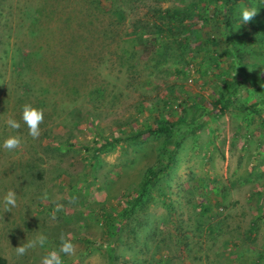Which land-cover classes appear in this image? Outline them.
I'll return each mask as SVG.
<instances>
[{"label": "rangeland", "instance_id": "rangeland-1", "mask_svg": "<svg viewBox=\"0 0 264 264\" xmlns=\"http://www.w3.org/2000/svg\"><path fill=\"white\" fill-rule=\"evenodd\" d=\"M168 10L183 21L158 34ZM227 21L210 0H0V143L22 141L0 148L6 264H41L61 235L64 264H264V0H230ZM25 104L44 111L35 139Z\"/></svg>", "mask_w": 264, "mask_h": 264}, {"label": "clouds", "instance_id": "clouds-1", "mask_svg": "<svg viewBox=\"0 0 264 264\" xmlns=\"http://www.w3.org/2000/svg\"><path fill=\"white\" fill-rule=\"evenodd\" d=\"M258 9L256 7L244 6L239 9V21L240 25L247 24L256 15ZM44 119V111L41 108L34 107L30 104L22 106L21 120L27 126L28 135L33 139L40 136L41 129L40 124ZM6 125L11 129H19L21 127V121L13 117H9L5 121ZM21 137L19 135H10L6 137L0 148L12 151L18 148L21 144ZM17 192L13 189H9L3 197L4 212L10 211L17 207ZM61 244L59 249H52L47 251L46 255L41 258V264H64L63 256H71L75 251V245L69 239H66L63 235L60 237ZM48 243V236L41 233L33 240H26L20 246L16 247V252L23 255L28 249L35 248L37 246L45 248Z\"/></svg>", "mask_w": 264, "mask_h": 264}, {"label": "trees", "instance_id": "trees-1", "mask_svg": "<svg viewBox=\"0 0 264 264\" xmlns=\"http://www.w3.org/2000/svg\"><path fill=\"white\" fill-rule=\"evenodd\" d=\"M211 2L215 3L216 5L219 6V9L221 11V16L223 18V22L224 25L227 27L228 26V4L230 2V0H210ZM196 6V4H195ZM161 17L166 20L167 22V26L158 29L157 33L161 34L162 32H171L173 29V26L175 24H179L183 21L182 18V14L180 11L174 10H168L166 12L163 13V15H161ZM217 103H220V101H217ZM224 106V105H223ZM170 131V129L168 127H162V126H155V127H148L145 129L140 130L139 132H137L136 134H134V137H140L144 134H168ZM114 141V140H113ZM112 140H106L104 142V144H102L97 150L95 149L94 151L100 152L103 149H106L109 145H111L113 143ZM93 151V152H94ZM156 172H150L147 174L145 180L142 182L141 186H140V193L139 195L143 196V193H145L147 186L153 181V179L155 178ZM0 264H6V260L5 258H3L2 256H0Z\"/></svg>", "mask_w": 264, "mask_h": 264}]
</instances>
